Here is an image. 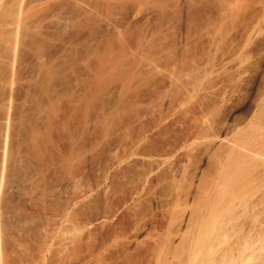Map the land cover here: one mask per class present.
I'll return each mask as SVG.
<instances>
[{
    "label": "rangeland",
    "instance_id": "374dc122",
    "mask_svg": "<svg viewBox=\"0 0 264 264\" xmlns=\"http://www.w3.org/2000/svg\"><path fill=\"white\" fill-rule=\"evenodd\" d=\"M14 1L0 0V260L195 264L203 222L233 224L227 245L208 234L227 264L249 250L264 230V0H23L13 66Z\"/></svg>",
    "mask_w": 264,
    "mask_h": 264
},
{
    "label": "bare ground",
    "instance_id": "6f19581e",
    "mask_svg": "<svg viewBox=\"0 0 264 264\" xmlns=\"http://www.w3.org/2000/svg\"><path fill=\"white\" fill-rule=\"evenodd\" d=\"M10 2H11V0H10ZM13 4H14L13 6H15V12H16V14H15V15L13 14L14 16H13V18H12V21L8 24V26L12 29L13 34L10 36V38H9L8 40H5V41H6V44L8 45V47H9L8 49H9V51H10V57H9V59H10V63H11V65L15 66L14 61L16 60V54H17V49H18V44H19V29H20V27L22 26V24H23V22H24V21H23V8H22L23 0H16V1H14ZM10 5H11V4H10ZM10 20H11V19H10ZM2 38H3V37H2ZM2 38H1V39H2ZM10 63H9V64H10ZM11 65H10V67L14 69V67L11 66ZM13 69H12V70H13ZM11 79H13V78H11ZM11 79H10V80H11ZM9 82H13V81H9ZM12 84H13V83H12ZM9 85H10V84H9ZM11 90H12V89H11V86H9L8 89H7V91H6V95H5V97L3 98L4 101H5V104H6V105H5L4 103H3V104H4V106H7V108H6V107H4V108H6L7 111L9 110L10 106H12V105H11V96H12V95H11V93H12ZM7 111L5 112L6 115H8V114H7ZM8 113H9V112H8ZM6 115H5V116H6ZM6 118H7V120H8L9 117L7 116ZM1 160H2V159H1ZM2 162L4 163V159H3ZM1 165H2V164H1ZM3 165H4V164H3ZM3 165H2V166H3ZM2 170H3V169H2ZM0 174H1V173H0ZM0 189H1V188H0ZM203 193H204V194L202 195V200L204 201V204H206V203H205V199H206V196H207V192L205 191V192H203ZM241 204L244 205V204L242 203V201H241L239 207H240L241 209H244V206L242 207ZM238 205H239V204H238ZM204 206H205V205H204ZM211 206H212V207H211ZM211 206L208 205V207H210V208H208V209L210 210V212L213 211V212H212L213 215H211V213L207 212V210H208V209H207V204H206V206H205V208L207 209V210H206V213H207L206 215H209V214H210V217H211V216H214V214H217V213H218V212H216L217 209L214 210V209L216 208V205H215V206L211 205ZM239 207H238V208H239ZM245 207H246V206H245ZM212 208H214V209L211 210ZM241 209H239V210H241ZM209 210H208V211H209ZM214 212H215V213H214ZM239 212H240V211H239ZM198 213H199L198 215H200V212H198ZM208 213H209V214H208ZM191 215H192V214H191ZM195 215H196V212H195ZM192 216H193V217L190 219L191 225H192V220L194 219V217H196V216H194V214H193ZM197 217H198V216H197ZM199 217L202 218V215H200ZM199 217L197 218V220H199V221L201 222V218H199ZM197 220H196V218H195V220L193 221V222H195L194 225H198V223L196 222ZM63 222L65 223V226H64V224L61 222V223H62V225H60V226H61V229H64V228H62L63 226L66 227V228L69 226V225L66 226V222H65V220H63ZM200 222H199V223H200ZM61 223H60V224H61ZM196 223H197V224H196ZM201 223H202V222H201ZM203 223H204V222H203ZM203 223L200 224L201 227H199V225L196 226V227H199V228H201L202 230H204V229H203V226H204ZM206 223H207V222H206ZM228 223H230V222L228 221ZM228 223H227V224H228ZM68 224H69V223H68ZM71 224H72V223H71ZM204 224H205V223H204ZM189 225H190V224H189ZM208 225H209V224H208ZM208 225H205V226H204V227H206V229H205V233H207V235H206V234H202L204 231H201V229H198V228H197V230H199L200 233L202 232V233H201V236H200L199 232H198L197 234L194 232V231H197V230H193V231H192L191 229H189L190 231H192V232L195 234V236L199 234L198 237H200V239H199L198 237H194V236H193L194 234H193L192 232H190V233H189V231H187V232L189 233V236L192 234V236L194 237L193 239H195V241H196V240L198 241V239H199V241H202V243L200 244L201 247H202L201 249H202L203 251L206 250L205 252H207L208 250L213 252V251H214L213 248H214V249H215V248L217 249V247L220 246V245H218V244H221V245L223 244V245H224V244L226 243L225 245H227V243H228V242L226 241L227 238L229 239V238H231V237L233 236V235L231 234V232H229V231L227 230L228 227H229L231 224H229L228 227L225 226V227H226L225 229L228 231V232H226V234H227L228 236H229L230 234L232 235V236L230 235V237L225 236V235H226V234L224 233V232H225V229H224V230H220V228L223 229L222 226H220V227H218V226H214V227H212V228L215 229V231H214V229H213V230H212V229H209V228H211V227L208 228V227H207ZM60 226H59V228H60ZM74 226H75V225H73V226H71V227L74 228ZM234 226H235V225H234ZM236 226H237V225H236ZM260 226H263V228H264V225H261V224H260ZM69 227H70V226H69ZM71 227H70V228H71ZM75 227H76V226H75ZM191 227H193L194 229H196L195 226H190L189 228H191ZM216 227H218L219 230H216V229H217ZM231 227H233V224H232V226H230L229 228H231ZM251 227H254V226H251ZM258 227H259V226H258ZM73 228H72L73 231H71L70 233H69V232L67 233V232H66L67 229H65V230H66V231H65V235H62V237L64 236V239H63V238H62V239L65 240V241L62 240V241L64 242V243H62V244H65L66 242L68 243L69 240H73V239H76V238H77V237H75V236L77 235V232L74 231ZM193 228H192V229H193ZM260 228H261V227H259V229H260ZM263 228H262V229H263ZM76 229H77V227H76ZM207 229H209L210 231L212 230V231L210 232V231H208ZM251 229H252V228H251ZM251 229H249V230H250V232H251L252 234H253L255 231H256L255 233L258 232V234H259V236H260V237H259V239H260L259 241L262 242V240H261V239H262V238H261V234H262L263 237H264V230H262V232L259 233V231H257V229H256L255 231H253V230L251 231ZM253 229H255V228H253ZM259 229H258V230H259ZM70 230H71V229H70ZM229 230H231V229H229ZM60 231H61V230H60ZM68 231H69V228H68ZM216 231H217V232L220 231V234H222L221 231H223V233L225 234V235H224V234H223V235H224L226 238L222 237V240H223L225 243H223L222 241L220 242L219 240H217V239H219V235H220V234L217 235L218 233H217ZM247 231H248V230H247ZM250 232H249V234L246 232V233H247V234H246L247 237H248V235H252V234H250ZM62 233H64V232L62 231ZM66 233H67V234H66ZM185 233H186V232H185ZM188 233H186V236H185V237H184V234H183L182 236H183L184 238L189 237V236H188ZM209 233H210V234H215V235H213V236H215V238H217V239L214 238L215 240H217L216 242H215V240H212V238H213L212 235H211V237L208 236ZM229 233H230V234H229ZM210 234H209V235H210ZM258 234H256V236H255V234H254V238L257 237ZM202 235H203V236L206 235L207 238H206V236H204V237H205V238H204ZM246 235H245L244 237H246ZM190 237H191V236H190ZM209 237H210V239L212 240V241L210 240L212 243L208 241V242H209L208 244L210 245V247L213 246V245H215L216 243H218V244H216V245H218V246H217V247H216V246H215V247H214V246L211 247V250L208 249L209 245L206 247V245H207V244H206V241H207V239H208ZM247 237H246V239H247L246 241H248V239L253 238V236L248 237V238H247ZM184 238H183V239H184ZM191 238H192V237H191ZM223 238H224L225 240H224ZM254 238H253V239H254ZM51 239H52V238H51ZM193 239L191 240V239H187V238H186V240H188V241L191 240L190 243H192V244L195 243V241H193ZM204 239H206V240L204 241ZM220 239H221V238H220ZM244 239H245V238L242 239V244H243V240H244ZM253 239H251L252 241H251L250 243H249V241H248L249 245H248V243L245 242V240H244V242H245L246 245L243 244L244 247H246V246L249 247V246H250V249H249V250H250V252H252V256L250 255V254H251L250 252H249V253L247 252L248 249L245 250V248L242 247V248L247 252L246 256H245V255H242V254H243V249H242V250L240 251L241 253L239 254L240 257H239V258H235V257H234V259L231 260L233 263H235L237 259L243 261L244 259L246 260L247 258L250 257L248 260H246V262L243 261L244 263L241 261V264H242V263L245 264V263H247V262H249V261H250V263H248V264H251L252 261H253V263H254V262L256 263V262L258 261L257 264H259V262H260L259 260L261 259V258H260V257H261V254H263V252H264V250H262V249H264V248H262L261 250H259L260 253H258V252L256 251L254 245H252V244H253L254 241H255L254 244L258 245L259 242L256 243V239H254V240H253ZM257 239H258V238H257ZM77 240H79V238H78ZM231 240H232V238H231ZM73 241H74V240H73ZM188 241H185V242H187V244H189ZM197 241H196V242H197ZM218 241H219V242H218ZM229 241H230V240H229ZM263 241H264V238H263ZM51 242H52V241H51ZM51 242H50V244H52ZM69 242L71 243L72 241H69ZM214 242H215V244H214ZM230 242H231V241H230ZM67 243H66V244H67ZM199 243H200V242H199ZM204 243H205L206 245H205ZM235 243H236V245H238V246L240 245L238 242H235ZM48 244H49V243H48ZM185 244H186V243H185ZM197 244H198V243H197ZM202 244L205 245V246H203ZM212 244H213V245H212ZM242 244L239 246V248H241ZM261 244L263 245V242H262ZM59 245H60V244H59ZM193 245L196 246V244H193ZM193 245H191V244L187 245V250H188V252H189V255L191 254V258H192V259H195V257H194L195 253H196V254L198 253V254H197L198 256L200 255L199 258H198V256L196 255L197 258L200 259V260L195 259V262H196V263H198V261L205 260L204 258H206V257L209 258V255L211 256V255L213 254V253H211V252L208 251L210 254L207 252L209 255L206 253V254H205L206 257L204 256V257H202L203 259H201V256H203L204 254H203V253L200 254V252H202V250H201L200 248L196 249L197 246L200 247V245L198 244L196 247H193ZM223 245H222V246H223ZM225 245H224V246H225ZM236 245L233 246V250H235V248L238 247V246H236ZM224 246H223V247H224ZM235 246H236V247H235ZM251 246H253L254 248H253V247L251 248ZM263 246H264V245H263ZM61 247H62V246H61ZM63 247H64V249H66L67 246H64V245H63ZM63 247H62V248H63ZM189 247H190V248H189ZM191 247H193L194 249L192 248V250H191ZM210 247H209V248H210ZM220 247H221V246H220ZM234 247H235V248H234ZM203 248H206V249H203ZM221 248H222V247H221ZM260 248H261V247H260ZM50 249H51V248H50ZM195 249H196V250H195ZM199 249H200V252H196V251L199 250ZM207 249H208V250H207ZM216 249H215V250H216ZM222 249H223V248H222ZM251 249H252V250H251ZM194 250H195V253H193V254H194V255H193L191 252H193ZM220 250H221V249L218 248L216 251H218L219 253H221L222 251L220 252ZM249 250H248V251H249ZM231 251H232V249H231ZM231 251H230V252H231ZM254 251H255L256 253H255ZM261 251H262V252H261ZM236 252H238V250L235 251V254H236ZM253 252H254V253H253ZM44 253H45V252H44ZM232 253H233V254H232ZM223 254H226V253H225V252H222V254H220V255L223 256L224 259H225V256H226V260H224V261H226L225 264H227V261L229 262V258H231V256H232V257L235 256V255H234V252H231V254H230L231 256L229 255V258L227 257V255L224 256ZM244 254H245V252H244ZM253 254H257V255H255L257 258H256ZM258 254H259L260 256H258ZM43 255H44V254H43ZM43 255H42V256H43ZM214 255H216V256L213 257V258L211 257L212 259H211L210 264H219V263H221V262L223 261V260L221 261V260L217 259V258L220 257V255H218L217 252L214 251ZM217 255H218V256H217ZM249 255H250V256H249ZM192 256H193L194 258H193ZM222 256L220 257V259H222ZM241 256H242V258H241ZM248 256H249V257H248ZM243 257H244V259H243ZM254 257H255V258H254ZM258 257H259V259H258ZM207 258H206V259H207ZM227 258H228V259H227ZM253 258H254L255 260H253ZM192 259H191L192 263H195ZM209 259H210V258H209ZM250 259H252V261H251ZM2 260L4 261V259L1 258V260H0V264H4V263H5V262H3ZM233 260H234V261H233ZM239 260H238V261H239ZM262 260H263V258H262ZM220 261H221V262H220ZM263 261H264V260H263ZM263 261H261L260 264H262ZM201 262L204 263V261H201ZM232 262H231V264H233ZM196 263H195V264H196ZM205 263L207 264L206 261H205ZM236 263H238V262H236ZM255 263H254V264H255ZM198 264H201V263H198ZM208 264H209V263H208ZM222 264H224V262H222ZM228 264H229V263H228ZM238 264H240V263H238ZM263 264H264V263H263Z\"/></svg>",
    "mask_w": 264,
    "mask_h": 264
}]
</instances>
